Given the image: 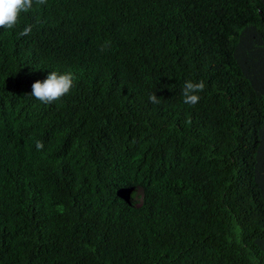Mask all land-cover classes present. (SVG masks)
<instances>
[{"label": "trees", "instance_id": "1", "mask_svg": "<svg viewBox=\"0 0 264 264\" xmlns=\"http://www.w3.org/2000/svg\"><path fill=\"white\" fill-rule=\"evenodd\" d=\"M32 8L38 49L0 62V264H264V47L241 66L264 0ZM27 63L76 73L54 106L85 148L54 130L44 152L55 127L30 113ZM189 80L206 85L196 105ZM139 190L142 205L120 196Z\"/></svg>", "mask_w": 264, "mask_h": 264}, {"label": "clouds", "instance_id": "2", "mask_svg": "<svg viewBox=\"0 0 264 264\" xmlns=\"http://www.w3.org/2000/svg\"><path fill=\"white\" fill-rule=\"evenodd\" d=\"M47 0H0V62L12 63L26 59L33 54L40 44V32L32 24L29 15H22L32 10L33 5H44ZM56 16V13L49 12L46 17V23L50 24ZM19 28L18 33H13L10 30ZM64 29L67 31L68 26ZM264 47V42L261 39L260 33L256 32L249 38L245 39L241 45V66L246 68V56L258 49ZM103 50V48L101 49ZM36 69L33 70L31 64L27 63L24 66V72L19 74L28 75L26 79V91L33 98L30 102L32 104V113L38 119L48 120L49 116L52 118V125L55 127L48 139L46 140L45 148L41 141L36 142L37 150L44 152L49 151L54 157L56 148L51 141L52 132L59 131L62 134L61 143L69 142L76 149L85 148L86 141L82 135L77 133V129L68 121L67 117L55 108V104L62 99L68 98L77 88V81H75V72L67 71L63 74L45 69V72L36 75ZM32 83V85L29 83ZM206 85L201 80L199 82L186 81L183 88V102L187 105H196L200 100L199 93L205 89ZM63 100V101H64ZM152 103H159L156 94L149 97ZM40 160L42 156H37ZM117 165V162L114 163ZM124 192V191H123ZM130 192V191H129ZM121 193L120 196L126 199H134L137 205H142L146 202V194L139 190L134 197L131 193Z\"/></svg>", "mask_w": 264, "mask_h": 264}]
</instances>
